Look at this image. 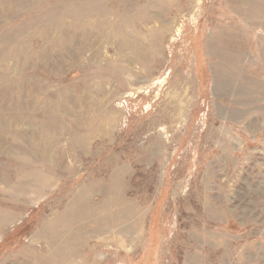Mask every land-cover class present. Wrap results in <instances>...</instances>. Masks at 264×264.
<instances>
[{"label":"rangeland","instance_id":"1","mask_svg":"<svg viewBox=\"0 0 264 264\" xmlns=\"http://www.w3.org/2000/svg\"><path fill=\"white\" fill-rule=\"evenodd\" d=\"M0 264H264V0H0Z\"/></svg>","mask_w":264,"mask_h":264}]
</instances>
